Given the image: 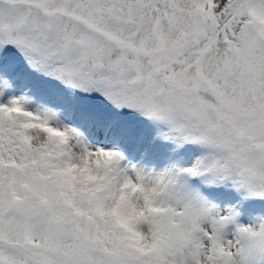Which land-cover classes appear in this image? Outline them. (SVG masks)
<instances>
[{"label": "snow or ice", "instance_id": "snow-or-ice-1", "mask_svg": "<svg viewBox=\"0 0 264 264\" xmlns=\"http://www.w3.org/2000/svg\"><path fill=\"white\" fill-rule=\"evenodd\" d=\"M0 264H264V0H0Z\"/></svg>", "mask_w": 264, "mask_h": 264}]
</instances>
